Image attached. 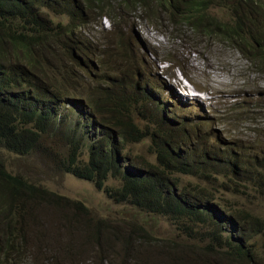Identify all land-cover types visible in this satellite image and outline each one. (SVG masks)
I'll return each mask as SVG.
<instances>
[{"label": "trees", "instance_id": "16d2710c", "mask_svg": "<svg viewBox=\"0 0 264 264\" xmlns=\"http://www.w3.org/2000/svg\"><path fill=\"white\" fill-rule=\"evenodd\" d=\"M42 8L52 9L59 21L51 20ZM102 19L119 34L135 20L150 19L169 45L186 41L193 47L207 42L228 47L252 72L264 74V0H0V150L20 156L33 151L50 154L52 147L44 139L59 135L68 145L57 161L64 174L94 183L138 215L179 220L202 229L201 239L209 241L206 249L223 259L222 264H264L260 255L264 222L243 205L226 201L231 206L223 214L236 229L225 236L223 225L228 223L221 224L217 206L210 205L222 190L263 196L264 172L259 170L264 171V159L243 185L238 180L246 162L233 145L223 147L216 165L217 154L201 150L199 160L215 166L211 173L203 163L192 164L198 141L191 140L193 131L181 118H170L165 104L155 103L147 91L141 101L127 95L130 75L119 77L117 92L103 84L105 61L96 55L89 29L101 28ZM118 46L124 48L123 42ZM146 140L156 159L145 166L132 156L131 148ZM190 146L193 152L181 151ZM179 176L210 183L212 188L182 189ZM110 178L120 179L121 187L106 186ZM81 207L12 176L0 159V264H22L30 254L32 261L42 259L37 242L44 240L45 233L36 217L39 211L69 213V220L77 224ZM94 230L85 232L84 240H97L101 229ZM26 238L36 244L35 251L29 250ZM128 243L125 238V246ZM156 244L163 253L161 247L171 249L167 255L175 251L171 245L146 241L149 246ZM78 253L69 249L64 257L73 261ZM41 262L51 263L45 257Z\"/></svg>", "mask_w": 264, "mask_h": 264}, {"label": "rangeland", "instance_id": "374dc122", "mask_svg": "<svg viewBox=\"0 0 264 264\" xmlns=\"http://www.w3.org/2000/svg\"><path fill=\"white\" fill-rule=\"evenodd\" d=\"M42 11L51 20L59 21L52 9L42 8ZM217 14L222 16L221 12ZM101 26L92 25L89 29L93 32L92 45L96 55L105 61L104 82L101 77L103 84L117 92L122 83L119 77L124 73L123 77L131 76L132 83L127 95L132 94L141 101L147 91L148 97L152 99L153 96L155 103L165 104L169 117L181 118L182 124H187V128L193 131L191 140L198 141L195 156L190 162L194 165L203 163L202 166L210 173L215 166L209 161L199 160L201 150L206 148L217 154L216 165L225 151L223 147L233 145L246 162L242 167L241 181L238 180L239 185H243L249 173L264 159V74L252 72L241 55L228 47L213 46L208 42L204 46L193 47L186 41L169 45L167 36H162L150 19L135 20L123 34L112 32L106 19H102ZM120 41L124 48L118 46ZM165 60L170 63H165ZM94 71L99 74V68ZM59 127L64 129L61 125ZM44 144L52 147L50 154L33 151L20 156L0 150V159L12 176L83 205L76 212L77 224L69 220V213L43 210L37 213L38 223L45 233L44 240L37 242L42 249L43 260L45 257V260L51 261L50 264L223 263V259L212 256L213 252L206 249L209 241L201 239L202 229L189 228L179 220L138 215L136 209L116 203L94 183L61 172L57 161L68 145L59 135L45 138ZM148 144L146 140L131 148L132 156L145 166L154 164L156 159L153 151L147 150ZM192 150L193 146L188 149L181 147L184 153ZM221 174L226 175L225 172ZM179 178L182 189L206 185L190 176ZM105 184L121 187L120 179L116 178H110ZM205 188L211 189L212 185L207 183ZM244 192L240 189L236 192L222 190L210 203L217 206L221 224L228 223V226L223 225L225 236L233 235L236 229V224L223 214V210L228 212L231 206L226 201L243 205L264 222V195ZM91 221L94 223L88 229ZM96 227L101 229L97 240H84L85 232L95 231ZM24 231L27 232V226ZM125 238L129 239L128 246H125ZM144 239L171 245L175 251L167 255L171 249L161 247L163 253L157 244L146 245ZM26 244L29 250H36V244L28 238ZM69 249L75 254L79 252L78 255L73 254V261L64 257V252ZM260 255L264 261V249ZM32 258L31 254L28 255L22 264H45L42 259L35 262Z\"/></svg>", "mask_w": 264, "mask_h": 264}]
</instances>
